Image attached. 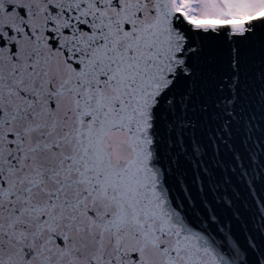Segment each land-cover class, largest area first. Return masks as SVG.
<instances>
[{
  "label": "snow or ice",
  "instance_id": "snow-or-ice-1",
  "mask_svg": "<svg viewBox=\"0 0 264 264\" xmlns=\"http://www.w3.org/2000/svg\"><path fill=\"white\" fill-rule=\"evenodd\" d=\"M0 264H264V0H0Z\"/></svg>",
  "mask_w": 264,
  "mask_h": 264
},
{
  "label": "water",
  "instance_id": "water-1",
  "mask_svg": "<svg viewBox=\"0 0 264 264\" xmlns=\"http://www.w3.org/2000/svg\"><path fill=\"white\" fill-rule=\"evenodd\" d=\"M221 155L224 156L225 159H227V153H225L223 150H221ZM209 161L211 162L210 157H209ZM227 175L228 174L225 171H220L216 173L217 178H219L220 176H224L225 178H227ZM234 185H235V181H234Z\"/></svg>",
  "mask_w": 264,
  "mask_h": 264
}]
</instances>
